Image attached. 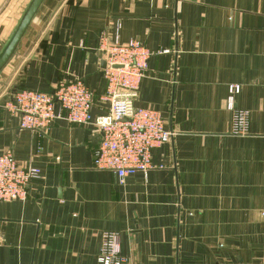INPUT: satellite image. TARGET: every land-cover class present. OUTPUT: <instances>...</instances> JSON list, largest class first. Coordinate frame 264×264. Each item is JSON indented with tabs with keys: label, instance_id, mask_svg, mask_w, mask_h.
<instances>
[{
	"label": "crops",
	"instance_id": "1",
	"mask_svg": "<svg viewBox=\"0 0 264 264\" xmlns=\"http://www.w3.org/2000/svg\"><path fill=\"white\" fill-rule=\"evenodd\" d=\"M30 0H0V50ZM150 51L136 104L172 138L123 182L94 167L101 133L56 119L20 127V89L82 79L106 114L102 41ZM248 113L237 133L228 109ZM41 170L25 200L0 203V264H99L106 231L124 264H264V0H45L0 73V153Z\"/></svg>",
	"mask_w": 264,
	"mask_h": 264
},
{
	"label": "built area",
	"instance_id": "2",
	"mask_svg": "<svg viewBox=\"0 0 264 264\" xmlns=\"http://www.w3.org/2000/svg\"><path fill=\"white\" fill-rule=\"evenodd\" d=\"M99 50L105 61L106 92L99 97L107 102L106 114L94 115L96 94L82 79L60 81L52 92L37 89L16 91L7 107L21 117L20 127L42 131L56 119L92 125L101 133L94 167L113 171L123 182L127 176L147 172L153 167L155 149L168 142L173 131L165 127L160 111L138 106L136 98L142 79L147 75L151 51L140 41L101 42ZM241 86H229L227 107L235 111L234 129L246 132L248 113L235 108ZM41 178L37 166H23L11 152L0 153V203L25 200L29 185ZM99 264H124L117 232L106 231L97 254Z\"/></svg>",
	"mask_w": 264,
	"mask_h": 264
},
{
	"label": "water",
	"instance_id": "3",
	"mask_svg": "<svg viewBox=\"0 0 264 264\" xmlns=\"http://www.w3.org/2000/svg\"><path fill=\"white\" fill-rule=\"evenodd\" d=\"M44 2L45 0H30L25 8L15 28L0 50V73L16 55L23 38Z\"/></svg>",
	"mask_w": 264,
	"mask_h": 264
}]
</instances>
